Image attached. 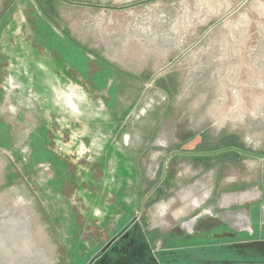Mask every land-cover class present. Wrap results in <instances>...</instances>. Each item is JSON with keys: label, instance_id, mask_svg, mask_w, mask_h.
I'll use <instances>...</instances> for the list:
<instances>
[{"label": "rangeland", "instance_id": "obj_1", "mask_svg": "<svg viewBox=\"0 0 264 264\" xmlns=\"http://www.w3.org/2000/svg\"><path fill=\"white\" fill-rule=\"evenodd\" d=\"M132 222L180 264L264 240V0H0V264Z\"/></svg>", "mask_w": 264, "mask_h": 264}, {"label": "flooded vegetation", "instance_id": "obj_2", "mask_svg": "<svg viewBox=\"0 0 264 264\" xmlns=\"http://www.w3.org/2000/svg\"><path fill=\"white\" fill-rule=\"evenodd\" d=\"M219 222L214 225L209 223L210 226H207L215 230L210 233V237L215 239L232 237L234 233L230 224L224 219H219ZM205 225L206 222L203 223L202 229L206 228ZM164 240L167 245L154 250L150 238L146 237V232L138 229V224L132 222L114 236L105 250H99L88 264H180V260H186L185 255L179 252L183 246L177 241L178 237L168 236ZM218 244L221 245L219 258L202 264H264V240L226 241ZM250 251L259 255L255 256ZM250 255L254 259L248 258ZM196 260L200 261L201 258Z\"/></svg>", "mask_w": 264, "mask_h": 264}, {"label": "crops", "instance_id": "obj_3", "mask_svg": "<svg viewBox=\"0 0 264 264\" xmlns=\"http://www.w3.org/2000/svg\"><path fill=\"white\" fill-rule=\"evenodd\" d=\"M207 222H209V221H207ZM191 224H187V227H182L183 225H181V228H183L184 230H185V232L188 234V235H190V236H197V235H200V231H195V230H191V229H189L188 227L190 226ZM206 227L207 226H209V223H206V225H205ZM211 227H209L208 229H207V232L208 231H210L211 229H210ZM138 229H140L141 231H144V232H146L147 230H144V228H142L141 226H139L138 225ZM203 231H206V229H203ZM180 232V231H179ZM179 232L178 233H174V234H172L170 231H167V236L166 237H178V238H180V236H179ZM198 233V234H197ZM210 235L211 234H208V235H205V234H203L202 236L204 237V238H206V237H208L207 239H209V237H210ZM165 237V238H166ZM232 238V237H231ZM214 239V238H213ZM223 239H225V237H223ZM237 242H242V240H236ZM244 241V240H243ZM219 243L220 242H226V240H222V241H218ZM218 242H213L214 244H215V247L216 248H218V253H219V251H220V247H221V245H219L218 244ZM213 243H209V244H207L209 247L213 244ZM217 254V253H216ZM211 255V254H210ZM219 255V254H218ZM199 261V260H198ZM203 263H205L206 262V260H204V261H202ZM202 262H198L199 264H202Z\"/></svg>", "mask_w": 264, "mask_h": 264}, {"label": "water", "instance_id": "obj_4", "mask_svg": "<svg viewBox=\"0 0 264 264\" xmlns=\"http://www.w3.org/2000/svg\"><path fill=\"white\" fill-rule=\"evenodd\" d=\"M114 237H112L111 239H109V241H107L104 245H103V247L100 249L101 251H103V250H105L108 246H109V244H110V242H111V240L113 239Z\"/></svg>", "mask_w": 264, "mask_h": 264}]
</instances>
